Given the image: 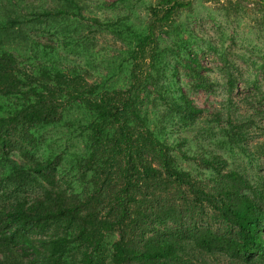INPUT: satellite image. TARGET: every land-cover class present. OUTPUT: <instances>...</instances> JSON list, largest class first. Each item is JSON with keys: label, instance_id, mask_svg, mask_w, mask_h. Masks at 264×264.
<instances>
[{"label": "trees", "instance_id": "16d2710c", "mask_svg": "<svg viewBox=\"0 0 264 264\" xmlns=\"http://www.w3.org/2000/svg\"><path fill=\"white\" fill-rule=\"evenodd\" d=\"M49 1L57 7L30 20L7 14L0 21V264H199L202 254L264 264V182L253 184L238 168L224 173L207 158L213 178L202 180L180 165L167 140L169 126L200 130L215 147L264 160L259 112L203 132L200 111L168 78L176 58L199 76L204 70L177 22L196 0H138L149 15L144 26L131 16L104 24L128 45L118 70L129 77L126 90L55 65L23 68L4 50L27 39L26 25L72 47L77 30L69 23L84 17L83 8L78 0ZM252 2L254 11L234 0L221 10L246 19L260 37L264 0ZM162 36L175 37L177 47L163 48ZM253 47L264 69V47ZM238 82L228 71L230 104ZM246 85L263 91L258 82ZM58 128H81L84 152L48 148L46 134ZM43 146L49 153L40 156Z\"/></svg>", "mask_w": 264, "mask_h": 264}, {"label": "rangeland", "instance_id": "374dc122", "mask_svg": "<svg viewBox=\"0 0 264 264\" xmlns=\"http://www.w3.org/2000/svg\"><path fill=\"white\" fill-rule=\"evenodd\" d=\"M78 1L83 8L84 17L72 18L69 23L77 30L72 47H66L65 41L60 37L47 35L44 31L30 29L26 25L24 30L27 39L11 41L4 50L17 58L23 68L55 65L68 71L78 70L90 83H103L107 88L126 90L129 87V77L127 74L118 73V70L128 45L106 30L104 24L131 16L132 22L142 27L149 20L148 13L141 8L138 0H131L127 4L122 0ZM228 1L230 0H196L193 12L181 13L177 19L184 38L189 40L192 49L198 52L204 70L199 76L197 72L186 67L183 59L176 58L170 61L168 78L171 82H176L192 105L200 111V128L203 132L208 129L220 130L229 120L242 122L258 112L260 120L264 122V69L253 47H264V33L260 37L256 36L251 32V25L246 19L222 11V5H227ZM234 1H239L253 11L255 9L252 0ZM135 3L137 7L133 14L130 12V5ZM55 7L57 4L49 0H0V21L4 20L7 14L20 17L21 20H30L32 14ZM177 41L175 37L168 36H162L160 39L163 48L175 49ZM220 53H226L229 61L221 58ZM243 55L248 58L242 59ZM257 60L258 63L253 62ZM228 71L239 78L232 104L227 92ZM203 75L205 77H202ZM246 80L258 82L263 91L248 87ZM153 96L156 97L157 94L154 93ZM244 98L245 103H241ZM148 108L150 112L153 111L151 103ZM162 114L161 110L157 115ZM80 117L84 116L80 114ZM151 118L154 119L155 116L151 115ZM155 124L160 125L159 122ZM167 131V140L179 155L180 165L194 172L202 180L209 181L213 178L201 161L202 158H207L224 173L238 168L253 184L264 182L263 159L249 158L239 149L232 151L215 147L214 137L197 134L200 130L185 133L178 127L169 126ZM81 132V128L75 132L52 129L46 134L48 148L51 146L59 153H83L85 143ZM255 144H251L252 149ZM48 148L43 146L39 155L48 154ZM28 196L29 200L33 198L32 195ZM262 233L264 234V227ZM195 259L199 264H237L224 257L212 258L203 254L196 255Z\"/></svg>", "mask_w": 264, "mask_h": 264}, {"label": "clouds", "instance_id": "9594fccd", "mask_svg": "<svg viewBox=\"0 0 264 264\" xmlns=\"http://www.w3.org/2000/svg\"><path fill=\"white\" fill-rule=\"evenodd\" d=\"M250 35V34H249ZM241 39H243V36H241Z\"/></svg>", "mask_w": 264, "mask_h": 264}]
</instances>
